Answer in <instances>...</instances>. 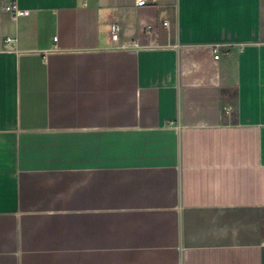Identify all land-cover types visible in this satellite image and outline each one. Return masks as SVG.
<instances>
[{"label": "crops", "instance_id": "obj_1", "mask_svg": "<svg viewBox=\"0 0 264 264\" xmlns=\"http://www.w3.org/2000/svg\"><path fill=\"white\" fill-rule=\"evenodd\" d=\"M11 1L0 264H264V0Z\"/></svg>", "mask_w": 264, "mask_h": 264}, {"label": "built area", "instance_id": "obj_2", "mask_svg": "<svg viewBox=\"0 0 264 264\" xmlns=\"http://www.w3.org/2000/svg\"><path fill=\"white\" fill-rule=\"evenodd\" d=\"M149 0H136V5L137 6H142L145 5ZM5 9L11 13V15L17 19L18 17L21 16H26L30 14V10L29 9H22L18 6L17 2L15 0H12L8 5L5 6ZM163 24L165 26H169V21L164 20ZM110 33H111V37L113 39L114 42L118 43L120 40V24L117 21H113L111 23V28H110ZM17 41V37H12V36H8L6 38V43H12ZM124 46H126L124 44Z\"/></svg>", "mask_w": 264, "mask_h": 264}]
</instances>
